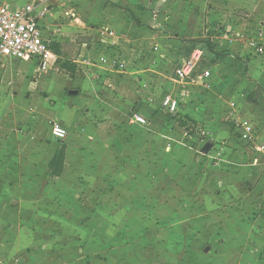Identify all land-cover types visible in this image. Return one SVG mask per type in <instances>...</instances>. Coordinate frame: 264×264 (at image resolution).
Listing matches in <instances>:
<instances>
[{
    "label": "rangeland",
    "instance_id": "1",
    "mask_svg": "<svg viewBox=\"0 0 264 264\" xmlns=\"http://www.w3.org/2000/svg\"><path fill=\"white\" fill-rule=\"evenodd\" d=\"M127 1L86 0L85 8L89 10H81L83 15L79 11L82 3L72 1L78 18L74 24L75 15L67 12L70 7L51 2L58 20L47 25L49 35L52 37L55 32V39L60 41L54 50H59L62 58L57 59L55 68L58 80L45 81L42 87L46 83L54 85L56 100H60L56 97L57 88L62 85L59 79L65 82L69 76L74 80L63 88V98L72 90L82 91L77 80L87 77L77 63L78 54L81 44L88 39L93 42L92 48L96 45L93 37L87 35L103 24L106 6L129 12L123 13L124 19L140 21L137 17L143 10V2ZM223 1L233 3L232 15L245 25L244 31L252 29L243 37L248 38L257 30L254 27L264 21V0H219L214 24L208 22L211 6L196 3L189 7V15L182 21L189 25L188 29L170 26L167 30L169 26L162 24L157 30L167 40L150 39L141 47L144 64L138 67L140 74L133 75V81L139 82L141 74L149 80L146 100L152 101V107L143 111L149 121L144 129L149 149L144 157L135 159L133 173L118 174V179L117 174L114 178L109 176L107 182L112 190L113 184L123 189H118L113 207H103L108 214L105 220L95 221L89 216L94 205L84 202L64 205L55 195L56 185L50 182L49 175L21 173L25 153L0 158V264H255L264 254V155L256 152L251 140L247 143L240 135L241 125L249 122L256 126L258 136H264V63L259 61L262 75L256 80L249 75L248 62L236 55L244 66L235 59L216 69L208 83L189 82L192 85L186 89L191 90L192 98H186L187 105H183L179 114L170 115L159 104L164 91H168L166 88L177 80L175 56L180 44L174 40L180 36L209 38L218 49L231 47L221 44L222 37L228 36L219 22ZM241 41L234 51H239L245 42ZM211 57L206 52L203 64L199 62L197 66L203 70ZM5 61L4 58L2 64ZM67 61L76 63L75 74L61 68ZM26 69L33 71V66ZM232 72L235 74L231 75ZM222 85L227 87L223 93L216 90ZM255 88L262 90L263 97L256 98ZM234 91L243 99L225 98ZM39 96L45 100V95ZM107 99L112 101L110 97ZM46 103L55 106L52 101ZM26 112L28 115L22 113L16 125L20 131L25 124L30 126L35 117L32 110ZM132 116L129 111L130 121ZM40 121L47 126L45 118ZM71 122L72 128L75 127L77 120L72 118ZM13 123V119L1 121L0 133L4 135L2 131ZM53 123L48 124L51 135ZM209 144L212 148L205 152ZM78 183L80 178L76 180ZM79 193L74 194L72 203L78 201ZM117 200L128 203V209L119 206ZM130 200L138 204L130 207ZM139 208L140 216L132 212V209L139 212ZM98 232H103V236L95 237Z\"/></svg>",
    "mask_w": 264,
    "mask_h": 264
},
{
    "label": "crops",
    "instance_id": "2",
    "mask_svg": "<svg viewBox=\"0 0 264 264\" xmlns=\"http://www.w3.org/2000/svg\"><path fill=\"white\" fill-rule=\"evenodd\" d=\"M30 1L32 0H0L2 3L18 6L25 5ZM52 1L56 3L62 2L66 8L70 7L67 9V12L71 11L75 15L74 17L76 20H74L73 24L78 21V18L75 9L71 7L72 1L75 0H47L45 2L44 6L47 10L46 16L40 20V25L44 36L55 48L56 44H60V41L55 39V32L52 37L49 35L50 31L47 25L49 21L58 20L56 12L53 11L52 8ZM76 1L82 3L79 9L82 15L84 13L81 10H89L85 8L88 4L85 2L86 0ZM136 1L137 0H128L127 2L128 4H134ZM141 1L143 2V10H140L138 13L137 19L140 20L139 22L129 20L128 18L124 19V16H126L125 14L129 12L117 10L113 5H108L104 8L102 12L103 24H101L99 29H91V35H87L93 37V40L97 42L95 43L96 45L92 48L91 44L93 42L89 39L81 44L77 63L81 64L83 74L87 78L82 76L80 80H77V84H79L78 87L82 89V91L72 90L77 91V95H71L70 93L72 91H70L68 96L65 98L62 97L63 88L74 81L72 78H69V76L67 77L68 80L65 82L59 79L62 85L60 88H57L58 91L56 93H58L59 96L56 97L60 100L55 99L54 85L50 87L46 83L45 87H42V83L44 85L45 81L54 83L56 82L55 80H58L55 68L57 59L62 58L59 50H56L58 51L57 54L54 48L52 49L55 57L51 61L52 68L49 71H40L34 60L13 61L5 59L6 61L2 64V60L4 59L2 58L0 62V122L7 119L14 120V123L11 125L13 129L12 127H8L2 131L4 135L0 133V158L8 157L11 153H25L23 165H20L22 168L21 173L25 175H49L50 182L56 185L53 191L55 195L59 197V200L62 201L64 205H69V203H71V205L80 204L81 202L94 205V212L89 216L95 221L106 219L108 214L103 207H106V205H111V207H113L112 205L116 201L118 189H123L119 184H113L114 190H112V185L107 182L109 176L114 178L117 174L118 179V174L127 173L128 175L133 173L132 168L134 167L135 159L144 157V153H147L149 149V138H146L144 133V129L149 124V121L147 116L143 113V111H148L147 109L152 107V101L149 100L147 102L148 99L146 100V90L149 87V80L148 77L145 79L146 75L141 74V79H138L139 82L133 81V75L136 73L140 74L138 67L144 64V49L141 47L149 43L148 41L150 39L154 40L157 38L161 42L164 38L165 41L167 40V36L162 37V32L158 31L160 30L159 28H162V24L169 26L167 30L171 29L170 26H175L177 29H188L189 25L182 21L187 19L186 15H189V7H193V4L198 3L197 6H200L204 5V3H208V5L211 6L212 9L209 12L210 16L208 18L210 24L216 23V10L218 11V9H220L218 7V4H220L219 0ZM223 5V14L220 15L221 18L219 22L222 24L221 27L224 28L228 36L226 38L222 37L221 44L226 46L228 44V46L230 45L231 47L218 49L216 47V42L212 39L205 38L200 40L199 38L180 36L178 40L173 41L180 44L175 56L178 58L176 71L181 68L185 62L189 61L194 54L189 56L191 46V42L189 41L210 40L217 52L227 51L231 56L223 63L212 68L204 66L202 70L200 66H196L192 75L185 80H180L176 74L177 80H172V83H170L171 85L166 88L168 91H164L162 98L170 94L182 98V100H184L183 105H187L188 101L186 98H192L189 94L191 90L186 89V86L192 85L189 82H201L206 72H210L209 81L212 73H214L216 69L238 59L236 55L241 56L243 62H248L247 65L249 67L250 77L259 80V76L262 75V70L259 69V61L264 63V54H256L249 44V41L254 39L257 32L264 28V21H260L258 25L254 27H257V30L249 35L248 39L247 36L243 37V35L249 32L251 33L252 29H246L244 31L245 25L239 24L236 17L232 15L233 3L230 1H223ZM203 10L204 12L206 11L204 7ZM87 18L89 17L87 16ZM65 27L66 26H63V28ZM231 30L238 31L230 35L229 32ZM111 32L113 35L110 36ZM238 41L245 42L241 43L240 49H238L239 51L236 52L233 48H235ZM186 46L189 47L186 48ZM196 51L201 50L199 49ZM201 53L203 52L201 51ZM161 57L163 56L161 55ZM102 58L105 59L104 63L101 62ZM246 58H250V60H245ZM116 59L124 63V68L122 70L113 67V62ZM237 61H239L238 63H240L241 66H244L242 61L239 59ZM199 62H201V59ZM27 66H33V71L30 69L24 70ZM92 67H94V69ZM208 68L211 71L205 70ZM234 74L233 72L231 73V75ZM92 78H94V80ZM250 83L251 82H249V84ZM175 84L178 85V87H175ZM140 86H142V88ZM181 87L184 88V91H179ZM226 88L225 85H222L216 88V90L223 93ZM255 92L256 98L259 99L263 97L261 89H256ZM39 95H45V100L42 101V97ZM108 97L112 98V101L108 100ZM140 98L143 100L141 101ZM225 98L228 100L232 98L231 100L238 101L241 96L234 91L229 92ZM48 100L49 102L52 101L55 106L50 107L49 103H46ZM10 101L11 105L9 104ZM58 103L60 104L58 105ZM26 110H32V114L35 115V117L29 122L31 124L30 126L25 124L20 131L16 128V125L22 113L23 115H28ZM129 111H132L133 114L131 121L127 117ZM162 111L164 110L162 109ZM136 114L144 116L148 124H137L134 121V116ZM258 115L261 116L259 113ZM41 117L45 118L47 121V126L45 125L46 128L44 122L40 121ZM72 118L77 120L75 123L76 126L73 128L71 126ZM50 121H54V123L59 124L64 129L70 130L65 140H55L53 135L48 133V124ZM246 126L252 128L253 134L251 137L253 138L251 139L245 137V135H247ZM1 129L2 128H0V130ZM240 132L243 141L249 143L247 140H251V143L255 145L256 152L264 155V136H262L263 138L258 136L256 126H253L249 122H244L241 125ZM59 150H63L64 152L62 173L59 177L53 178V170L50 168V163ZM14 167L17 169L16 166ZM20 167H18L19 170ZM79 178L80 183L76 184V180ZM122 184H124V182ZM77 192H80L79 195H76L78 201L72 203L75 199L74 194H77ZM79 199H82V201L79 202ZM118 202L121 203L119 206H128V203L123 200ZM137 204L135 200H130L129 206L134 207V205ZM132 212L140 216V208L139 212H137V209H132ZM87 214L88 213H86V215ZM109 214L111 215V213ZM127 214L130 215V213ZM262 220L263 218H261V221ZM94 236L102 237L103 232H98L94 234ZM260 242L262 241L260 240ZM255 264H264V254Z\"/></svg>",
    "mask_w": 264,
    "mask_h": 264
},
{
    "label": "built area",
    "instance_id": "3",
    "mask_svg": "<svg viewBox=\"0 0 264 264\" xmlns=\"http://www.w3.org/2000/svg\"><path fill=\"white\" fill-rule=\"evenodd\" d=\"M46 1L32 0L22 6L0 2V62L2 58L13 61L34 60L40 71H49L52 68L51 61L55 56L51 42L44 36L40 25V20L46 16ZM249 44L256 54H264V28L257 32ZM201 57V51L194 52L192 58L176 71L178 78L185 80L190 77ZM101 62L104 63L105 59L102 58ZM113 67L122 70L124 63L116 59ZM209 77L210 72H206L201 83H208ZM183 103L182 98L167 94L162 98L160 108L174 115L180 113ZM134 121L139 125L148 124L147 119L139 114L134 116ZM51 129L56 140L66 139L68 131L59 124L53 123ZM246 132V138H253L250 126H246Z\"/></svg>",
    "mask_w": 264,
    "mask_h": 264
},
{
    "label": "trees",
    "instance_id": "4",
    "mask_svg": "<svg viewBox=\"0 0 264 264\" xmlns=\"http://www.w3.org/2000/svg\"><path fill=\"white\" fill-rule=\"evenodd\" d=\"M189 42H191L189 56H192V54L196 50H199V49L203 52L202 57H201V62H202L201 65L203 64V61L205 59L206 52L210 53L212 57H211V61L204 66H208L210 68L215 67L216 65L220 63H223L225 60H227L231 56V54L227 51L220 52V53L217 52L215 50V46L212 44L210 40L189 41ZM51 48L53 49L54 46L51 45ZM55 52L57 53L58 51L55 50ZM61 68L71 75L75 74L76 72V64L71 61H67L63 63ZM63 159H64V152L63 150H59L55 154L53 160L50 163V168H52L53 170V174H52L53 178H57L61 175L62 168H63Z\"/></svg>",
    "mask_w": 264,
    "mask_h": 264
},
{
    "label": "water",
    "instance_id": "5",
    "mask_svg": "<svg viewBox=\"0 0 264 264\" xmlns=\"http://www.w3.org/2000/svg\"><path fill=\"white\" fill-rule=\"evenodd\" d=\"M70 94H71V95H77L78 92H77V91H72ZM211 148H212V145L209 144V145H207V146L205 147L204 151H205V152H208Z\"/></svg>",
    "mask_w": 264,
    "mask_h": 264
}]
</instances>
